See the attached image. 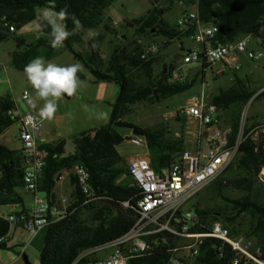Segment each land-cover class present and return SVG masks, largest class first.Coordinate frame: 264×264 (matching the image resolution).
Here are the masks:
<instances>
[{
  "label": "trees",
  "instance_id": "16d2710c",
  "mask_svg": "<svg viewBox=\"0 0 264 264\" xmlns=\"http://www.w3.org/2000/svg\"><path fill=\"white\" fill-rule=\"evenodd\" d=\"M150 1L154 5L151 12L124 24L126 28L134 29L132 34L128 33L129 37L127 33L124 34L119 44L114 46L109 60H105L100 44L103 40L102 35L87 42L85 51L78 47L83 44L82 32L89 28L99 29L104 23L106 11L115 0H55L57 10L66 8L68 11L69 18L66 24L69 31L74 28L72 15H75L83 25V30L70 36L59 49L50 46L48 28L40 30L43 37L32 44H25V40L16 35L36 18V10L47 5L49 0H0V43L9 39L16 41L18 50L13 53L11 60L16 69L23 71L24 67L37 56H43L48 60L59 51L66 50L92 76L90 80L81 72L79 74L81 80L115 83L120 87L119 95L111 104L110 121L98 129L75 135L73 154L64 156L65 141L54 147L41 146L47 151L48 156L38 182L39 191L51 197L57 175L64 170L82 165L89 172L92 193L91 197L85 195L75 178V197L68 205L65 217L53 221L45 229L44 247L40 253L41 264H86L90 259L81 258L83 252L122 238L137 223L140 216L138 201L142 197V191L130 174L126 161L117 151V146L126 139L120 134L119 128L140 129L125 120L135 105L161 104L163 100L180 95L192 87L187 82L171 81L173 73L171 76L167 68L156 72L155 64L159 60L160 51L166 48L171 40L194 36L196 32L195 26H187L183 30L171 26L165 21L164 14L172 11L180 2L188 6L196 4L202 23H212L220 27L216 36V42L219 43L236 42L264 24V0ZM160 3H164L165 8L156 6ZM5 23H8L7 27L4 26ZM10 27H13L14 31H11ZM159 36L166 38V42L159 46V52L142 58L143 46L140 41L143 42L146 37ZM93 44L96 46L93 47ZM202 65L206 68L208 64L204 61ZM254 95L255 92L251 91L247 82L237 78L233 86L222 89L211 100L219 110H226L234 105L239 108L228 138L230 145L236 143L241 133V108ZM257 98L264 99V91L258 94ZM10 109L15 110L12 115H8ZM20 116L17 104L0 96V134L18 122ZM140 130L145 134L151 163L157 173L168 168L186 150L183 130L179 137H175L163 124L156 128ZM0 164L6 170L0 178L1 189L6 179H9L7 182L14 180L7 174L14 168L20 170L24 165V158L0 145ZM263 167L264 152L253 140L251 129L244 126L242 141L234 161L207 187L215 197L231 205L232 216L221 209L202 208L200 200L194 206V210L202 217L206 227H211L214 222L223 219L225 222L223 225L234 237L240 233L232 225L242 214H250L255 221L247 237L256 238L264 257V204L259 199L257 188L258 177ZM227 188L241 190L244 194L241 198L231 199L225 194ZM10 227V223L0 217V239L7 237ZM203 230L205 228L194 229ZM144 239L150 243V249L142 255L130 258L128 264H166L172 255L170 249L187 244V240H174L173 236L167 233L149 235ZM221 244L217 239H205L200 247L199 256L190 264H233L237 257L236 252L230 245L222 247ZM0 249L11 248L3 240L0 242Z\"/></svg>",
  "mask_w": 264,
  "mask_h": 264
},
{
  "label": "built area",
  "instance_id": "2783aa9c",
  "mask_svg": "<svg viewBox=\"0 0 264 264\" xmlns=\"http://www.w3.org/2000/svg\"><path fill=\"white\" fill-rule=\"evenodd\" d=\"M5 27L8 23H5ZM187 26H195L193 39L201 44L200 49L187 52L182 57L184 65L206 62L208 65L226 63L235 69L241 65L234 57L235 53H246L251 60H259L263 54L248 50L246 39L232 43L216 42L220 30L218 25L204 24L199 20L198 12H186L177 20V27L183 30ZM14 31L13 27H10ZM143 46V57L155 55L159 52V44L148 43ZM62 48V47H61ZM179 77V68L173 71V78ZM1 81V77H0ZM32 98L30 104L28 99ZM22 101L26 110L21 114L19 123V140L22 144L25 169L23 172L24 188L32 193L38 192V182L45 167L48 153L41 147L43 121L34 110L35 96L25 90ZM15 110L10 109L8 115ZM217 107L204 101H193L185 106L181 114L196 122L197 127L211 129L208 138V148L202 149L200 144L190 150L187 149L179 159L174 160L168 168L157 173L148 157L136 156L128 162V169L135 183L142 191L138 201L139 218L132 230L116 240L113 244L114 252L99 260H91L86 264H128L130 258L142 255L150 249V243L144 239L149 235L167 233L174 240H187L186 245H179L170 249L172 255L166 264H190L200 254V247L204 240L213 238L221 241V246L228 244L236 252L233 264H264L261 248L251 239L231 236L227 227L217 221L211 227L203 224L202 217L195 210H184L185 205L208 187L237 156L242 137L234 145L229 144L226 136L219 129H212ZM262 135L260 150L264 152V124L257 128ZM130 141L137 146L148 148L145 137L132 135ZM75 175L83 193L92 196L89 186V172L82 165L75 167ZM264 181V168L260 173ZM125 205H128L125 203ZM68 205L61 209L44 198L36 197L35 208L29 213H15L4 217L10 225H20L34 236L47 228L53 221L63 219ZM205 228L203 231L194 229ZM3 239H0L2 242ZM221 247V248H222ZM186 252V256L182 255Z\"/></svg>",
  "mask_w": 264,
  "mask_h": 264
},
{
  "label": "crops",
  "instance_id": "0c3cea01",
  "mask_svg": "<svg viewBox=\"0 0 264 264\" xmlns=\"http://www.w3.org/2000/svg\"><path fill=\"white\" fill-rule=\"evenodd\" d=\"M115 2H116V0H115ZM151 5H152V7H151L149 12H151V10L154 7V5L152 3H151ZM156 6H158V8H165L164 3H160L159 5H156ZM173 10H177L178 13H177L176 20H178L182 16V14H184L186 12H198V7L196 4L188 6V5L180 2L174 6ZM147 14L141 15V16L136 17V18L129 19L127 21H131L133 19H138L140 17L146 16ZM166 14L167 13L164 14L165 21L167 23H169L171 26L177 27V21L175 20V23L173 24V21L169 20L167 18ZM110 21L111 22L113 21V19L111 17H110ZM119 26L122 27L121 31L115 30L118 27L113 26L111 23H106L105 25H102L104 32L102 31V33L98 34L94 39H96L99 35H102L103 39H104L105 38V32H106V33H112L115 37L118 36L121 40V38L123 37L124 34H126V33L132 34V32L134 30L132 28H129V29L126 28L121 23L119 24ZM258 29L255 30L252 34H250L246 37H242L239 40L246 39L248 41V50H250L252 52H256V53H262L264 55V52L262 51V50H264V39L262 37H259L258 32H257ZM20 31H21V29L16 33V35L18 37L20 36L21 38H23L25 40V44L35 43L37 39L43 37V33L40 31H37L35 33V35H31L30 33L23 35V34H20ZM125 31H127V32L124 33ZM82 35H83V43L86 42V45H87V42H89L90 40L84 39V37L86 35V31H83ZM11 41L15 42L14 47L2 48V45H6V44L10 43ZM142 41L144 44L157 43L161 47L162 44L164 42H166V38L163 36L146 37ZM113 44H114L113 45V49H114V46L119 44V43L116 42ZM200 48H201V44L197 43L193 39V36H184V37H179V38H176L174 40H171L170 43L168 44V46L166 48H163L160 51L159 60L155 64L156 72L159 73L164 68H167L170 71L171 76H172L173 71L176 68H179V77L176 79L171 78V81L178 80L181 83L187 82V83L191 84L192 87L195 85V83L200 81V83L203 85L202 94L200 95V99H194L193 101H198V102L204 101L206 104H213L211 101L212 98L214 96L218 95L222 89H227V88L233 86L235 84L236 79L239 78L243 81H246L248 86L250 87L251 91L255 92V95L250 99V101L246 105L253 104L254 102H258V101L264 102V99H259V98L256 99L257 95L264 91V85L263 86L259 85V80L256 77V70H253L250 67H247L243 71V68H244L243 60H244V58L242 57V55L240 53L234 54L235 59L241 65L240 69L232 68L231 66L227 65L226 63H221V62L213 64V65H207L206 68H204L201 63H193V64H187V65H184L182 63V57L187 52L195 50V49H200ZM0 49H2L4 54L8 55L10 62L12 60L13 53H15L18 50L16 41L13 39H9L5 42H1L0 43ZM61 51H63V50H61ZM41 54L43 55V53H41ZM109 58L110 57L105 58V60H109ZM76 62L77 61L75 60L74 63H76ZM84 69L82 72L91 80L92 76L90 75L89 71L85 67H84ZM165 72H167V71H165ZM224 79H227V80L225 81ZM223 81H225V84H226L225 86H223V83H222ZM85 82L90 83V84H98V83H94L92 81H85ZM3 94H5V93H3ZM7 95L8 94L6 93L5 95H0V96L7 98L6 97ZM174 97H176V96H174ZM63 98H68L69 100H73V99H78V100L76 102H74V104H73L74 106L72 108L66 107L63 114L54 116L53 121L54 122L58 121V123H57V125H53V128L51 131L48 128L45 129L44 131H42V138L44 141L41 142L40 144H41V146L50 145L51 147H54L57 144H59L61 141H65L66 145H65L64 156H68V155L73 154L75 151V145L73 142V137L75 135H77L81 132H87V131H92V130L98 129L101 126L107 124V122L105 120L107 118H109V112L112 113L111 104L116 100L117 97L114 100L112 99V97L111 98L105 97V98H102L100 100L101 102L107 103L109 105V108H107V115L105 116V110H104V115L101 118H99L98 108H97V103L99 102V99L94 98L93 99L94 101H92V103L87 104L83 100L85 98V95H83V94H78L76 96L73 95L71 97H68L67 95H65V96H63ZM63 98H61L59 100V102L64 103ZM8 99H10V98H8ZM168 99H170V98H168ZM168 99H165L162 102H164ZM13 101L17 104V107H18L20 115H21L25 111V109H24L25 104L23 103L22 98L19 99L18 102L15 100H13ZM193 101H191V102H193ZM191 102H189V104ZM34 104H36V103L34 102ZM39 104L34 106V110L37 114H38L39 107L41 106L42 103H40V101H39ZM156 105H158V107H160L161 104H156ZM184 107L185 106L175 107V108L174 107H171V108L166 107L167 110L165 109V111L164 110L161 111V117L162 118H161V121L158 123H151L149 118L146 117L145 115H143V119H142V117H141L142 115H140V114H139L140 116L135 115L137 118H139V120H138L139 125H137L138 123L136 122V120H135V122L128 121V118H127L128 116L125 118V120L137 125L140 129H152V128H156V127L163 124L168 128L169 132L174 134L175 137H179L180 132L183 130L185 133L186 150L187 149H190V150L194 149L197 146V144H200L202 149L206 150L208 148V145H207L208 144V138L211 136V133H212L211 129L202 128L200 130L197 127L196 122L192 121L188 117H185L181 114V111ZM160 108L163 109L162 107H160ZM230 110L235 111V117H236V115L238 113L237 111L239 110L238 106H236V105L231 106L229 109H226V110H219L218 109L217 114H216L217 117H214V119H213L214 123L212 125V129H218L215 126V124L217 122H220L222 115L224 113H227ZM132 114H135L134 110L132 111V113L130 115H132ZM235 117H234V121H235ZM256 117L257 116H255L253 121L250 122L251 124L246 126V127L251 129V134L253 133V131H256L259 126L264 124V123H259L258 120L256 122L255 121ZM144 120L146 121V123L144 122ZM60 121H64V123H69V128L67 130H65L66 133L62 132L63 129L61 128V122ZM234 121L230 125V127L227 129L226 135H224L227 138H229V134L232 130V126L234 124ZM16 123H18V141H19V144L12 146L6 141V139L3 138V136ZM16 123L13 124L12 126H10L8 129H6L3 133L0 134V145L7 147L11 151L17 152L21 157H23L22 144L19 140L20 123H19V121ZM241 130H242V124H241ZM120 134H121V132H120ZM122 136H124V135H122ZM251 136H252L253 140L257 143V145L260 146V144L262 143V139H259L257 137V135H255V134L251 135ZM128 137H131V136H127L125 138L127 139ZM238 138H240V137H238ZM118 146H117L118 153L124 158V160L126 161V163L128 165V162L130 161V159L136 157L137 155H133L131 157H128L119 151ZM138 156L148 157L151 160L148 148H146L145 154H140ZM180 157H178L176 159H179ZM12 164L13 163L11 162V166H12ZM9 166H10V164H9ZM75 167L71 170H64L57 175V177L55 179V187H54L53 193L51 194V197H49L45 192L38 190V192L35 194V193L27 191L24 188V184L22 183V178H23V172L25 169V164L23 165V167L20 170H19V168L12 169V172H10L7 175L14 178V180L12 179V181L7 182L9 179L8 180L6 179V183L2 184V188L0 189V217L4 218V217H7L9 215H12L15 213H20V212L30 214L35 208L36 197L44 198V199L48 200L49 202H51L52 204L58 205L61 209H64L65 205H69L74 200V197H75V183H74V180L76 178ZM5 171L6 170L3 169V166L0 164V178H2ZM12 173H13V176H12ZM188 204H189V202L185 205L184 210H194V209L186 208ZM10 226H11L10 231H9L7 237L2 238V239L6 241L7 246L11 249L10 250H1L0 249V264H41L40 263V253L44 247L45 229L41 230L36 235L31 236L27 232V230L20 225H10ZM251 240L255 244H257L256 238H253ZM114 242H111L107 245H104V246H101V247H98L95 249H89V250H87L81 254V258L82 257H88L90 259V261L91 260L104 259V258L110 256L114 252V247H113ZM182 255L186 256L187 254L185 251H182Z\"/></svg>",
  "mask_w": 264,
  "mask_h": 264
},
{
  "label": "rangeland",
  "instance_id": "374dc122",
  "mask_svg": "<svg viewBox=\"0 0 264 264\" xmlns=\"http://www.w3.org/2000/svg\"><path fill=\"white\" fill-rule=\"evenodd\" d=\"M151 7L152 5L150 0H116V2L106 11L103 25H105L106 23H111L113 26L118 27L115 30L121 31L122 27L119 26L120 23L124 25L125 22L129 19L147 14L150 11ZM177 13H178L177 10H173L167 12L166 14L167 18L173 21V24L175 23V20L177 18ZM110 17L113 19L112 22L110 21ZM103 30L104 29L101 26L97 30V33L100 34L102 33ZM36 32L37 30H35L32 23H30L21 29L20 34L26 35L30 33L31 35H35ZM126 32L127 31H125L124 33ZM257 32L259 37H262L264 39V24L260 26ZM116 42L117 43L120 42V38L118 36L115 37L112 33L105 32V38L101 42V47L105 58L111 56L114 45L113 43ZM14 46H15V42L11 41L6 45H2V48H9ZM78 49L85 51L86 42H84L80 47H78ZM262 51L264 52V50ZM241 55L244 58L243 71L247 67L256 70V77L259 80V85L263 86L264 85V55L259 60L249 59L246 53H242ZM48 60H52L61 65L71 64L75 62L73 55L66 50L56 53L51 59ZM0 76L2 79L0 81V95H5L7 93L8 94L6 96L7 98H10L17 102L19 99L22 98V94L25 90L31 91L32 94L35 96V92L32 86L28 83L24 75V71H20L16 69L11 64L8 55L4 54L2 49H0ZM224 80L226 81L227 79ZM225 81L222 82L223 86L226 85ZM202 90H203V85L200 83V81H198L188 91L162 102L160 107H162L163 109L158 107V105H150L146 103L138 104L133 109L135 114L129 115L127 117L128 121L135 122L136 120V122L138 123L137 125H139L138 122L139 118H137L135 115L138 116L140 114L142 115L141 116L142 119H143V115H145L146 117L149 118L151 123H158L161 121L162 118L161 117L162 110L164 111L165 109L167 110L166 107L175 108V107L186 106L189 104V102L193 101L194 99H200ZM119 92H120V88L115 83H107V82L98 83V84L86 83V86L81 87L78 90L77 94H75V96L78 94L85 95V98L83 100L87 104L92 103V101H94L93 100L94 98L99 99V102L97 103V108H98L99 118H101L104 115V110H105V116L107 115V108H109V105L107 103L101 102L100 100L105 97L106 98L112 97V99L114 100L119 94ZM63 100L64 103L58 101V109L55 115L63 114L66 107L72 108L74 106L73 105L74 102H76L78 99L69 100L68 98H63ZM35 103L36 104H34V106L39 104V101L35 99ZM40 103L42 102L40 101ZM241 113L242 114L240 116L241 119L240 123L242 124V130L239 137H242L244 126H248L249 124H251L250 122L253 121L255 116H257L255 120L256 122L258 120L259 123H264V102L258 101V102H254L253 104H248L243 108H241ZM214 117H217V115L215 114ZM234 117H235V111L230 110L222 115L220 122H217L215 124V126L219 129L221 134L226 135V131L233 123ZM110 118H111V112H109V118H107L105 121L108 123L110 121ZM60 122H61V128L63 129L62 132L66 133L65 130L69 128V123H64V121H60ZM144 122L146 123L145 120ZM57 123L58 121L54 122L53 119L44 120L42 130L44 131L45 129L48 128L51 131L53 125H57ZM119 131L125 137L133 135L132 130L128 128H119ZM256 131H253L251 135L255 134L259 139H262V135L260 131L258 130ZM3 138L6 139V141L12 146L18 145L19 144L18 123L12 126L5 133ZM118 147H119V151L128 157H131L133 155L138 156L140 154L146 153V148L134 145L130 141V137L125 139V141L121 143ZM257 188L259 189L258 191L259 199L264 204V181L261 179L260 174L257 181ZM225 194L231 199H237V198H241L244 193L241 190H237L234 188H227L225 190ZM198 200H200L202 208H212L216 210L221 209L227 215L232 216L233 210L231 208V205L226 203L224 200L215 197L214 193L211 190L207 189V187L201 193H199L194 199H192L186 208L194 209V206L197 204ZM254 221L255 219L250 214L244 213L237 219L236 223L233 224L232 226H234V228L239 231L240 237L248 238L247 235L251 232L250 227ZM220 222L223 223L224 220L221 219Z\"/></svg>",
  "mask_w": 264,
  "mask_h": 264
},
{
  "label": "clouds",
  "instance_id": "9594fccd",
  "mask_svg": "<svg viewBox=\"0 0 264 264\" xmlns=\"http://www.w3.org/2000/svg\"><path fill=\"white\" fill-rule=\"evenodd\" d=\"M68 18L66 8L57 10L55 0H49L47 5L36 10V18L31 23L37 31L50 29L49 44L53 49H59L70 36L83 30L81 21L72 15L74 28L69 31L66 24ZM97 35L95 29L89 28L84 39L92 40ZM23 71L35 92V99L42 102L38 110L41 120L53 119L58 109V101L65 95L71 97L77 94L81 87L86 86V82L80 79L79 74L83 71V66L79 62L61 65L46 60L43 56H37L24 67ZM26 99L30 104L33 103L32 98Z\"/></svg>",
  "mask_w": 264,
  "mask_h": 264
},
{
  "label": "water",
  "instance_id": "95a60500",
  "mask_svg": "<svg viewBox=\"0 0 264 264\" xmlns=\"http://www.w3.org/2000/svg\"><path fill=\"white\" fill-rule=\"evenodd\" d=\"M128 37H129V35H128ZM24 109L26 110V107L25 106H24ZM132 132H133L134 135H138V136H142V137L145 136L144 132H142L141 130H139L137 128L132 129Z\"/></svg>",
  "mask_w": 264,
  "mask_h": 264
}]
</instances>
